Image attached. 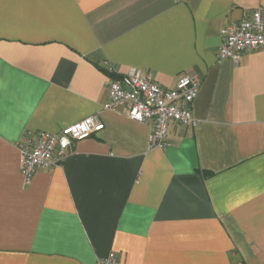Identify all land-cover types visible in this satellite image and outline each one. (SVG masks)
Wrapping results in <instances>:
<instances>
[{"label":"crops","instance_id":"0c3cea01","mask_svg":"<svg viewBox=\"0 0 264 264\" xmlns=\"http://www.w3.org/2000/svg\"><path fill=\"white\" fill-rule=\"evenodd\" d=\"M264 0H0V264H264V51L220 61L221 29ZM132 69L200 81L199 122L105 110ZM105 129L26 184V133Z\"/></svg>","mask_w":264,"mask_h":264},{"label":"built area","instance_id":"2783aa9c","mask_svg":"<svg viewBox=\"0 0 264 264\" xmlns=\"http://www.w3.org/2000/svg\"><path fill=\"white\" fill-rule=\"evenodd\" d=\"M220 61L232 60L240 64L244 55L252 51H264V15L257 8L248 20L228 24L220 31ZM200 81L195 75L181 76L175 88L166 89L156 83L153 75L132 69L118 79L111 80L105 110H120L130 120L151 126L149 149L168 148L169 125L176 122L195 128L199 122L193 117L192 108L198 96ZM105 125L98 115L90 116L59 133H26L19 145L21 153L20 171L28 184L34 174L50 169L65 159L77 141L84 140L103 131ZM97 264H124L115 253L109 254Z\"/></svg>","mask_w":264,"mask_h":264}]
</instances>
